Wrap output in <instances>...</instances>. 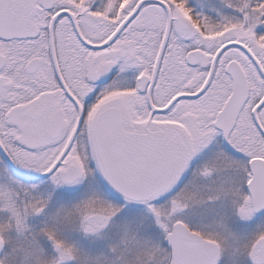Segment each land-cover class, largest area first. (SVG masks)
<instances>
[{
  "label": "snow or ice",
  "instance_id": "snow-or-ice-1",
  "mask_svg": "<svg viewBox=\"0 0 264 264\" xmlns=\"http://www.w3.org/2000/svg\"><path fill=\"white\" fill-rule=\"evenodd\" d=\"M0 264H264V0H0Z\"/></svg>",
  "mask_w": 264,
  "mask_h": 264
}]
</instances>
